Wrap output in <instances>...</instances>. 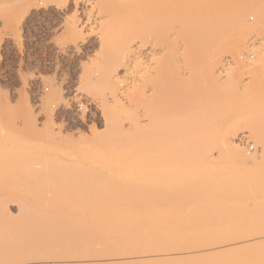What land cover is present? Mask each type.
I'll list each match as a JSON object with an SVG mask.
<instances>
[{
	"label": "bare ground",
	"instance_id": "bare-ground-1",
	"mask_svg": "<svg viewBox=\"0 0 264 264\" xmlns=\"http://www.w3.org/2000/svg\"><path fill=\"white\" fill-rule=\"evenodd\" d=\"M160 1L0 0L14 44L39 4L61 17L52 44L75 64L71 78L38 79L37 113L0 106V264H163L169 255H199L196 243L213 250L263 242L252 225L235 236L231 226L178 230L161 209L169 203L168 173L194 170L205 179L220 169L204 150L210 145L226 149L234 171L250 179L264 172V50L254 57L243 48L247 67H234L230 54L257 41L264 47V13L254 22L228 18L231 12L218 18L223 8L212 6L201 18L198 6L200 18H169ZM91 115L102 127L90 134L74 132L65 119L87 124ZM242 140L253 141L255 152L240 147ZM249 160L256 167L235 168ZM244 177L220 178L208 204L218 205L220 191L241 193ZM260 185L263 191L264 175ZM231 201L221 206L225 213L250 208ZM173 245L178 251L169 253ZM248 248L229 251L221 264L243 259ZM198 264L213 263L203 255Z\"/></svg>",
	"mask_w": 264,
	"mask_h": 264
},
{
	"label": "rangeland",
	"instance_id": "rangeland-1",
	"mask_svg": "<svg viewBox=\"0 0 264 264\" xmlns=\"http://www.w3.org/2000/svg\"><path fill=\"white\" fill-rule=\"evenodd\" d=\"M174 2L176 3L174 4ZM178 2L181 3V5ZM186 2L188 3V5L190 3L193 4L194 2H195L194 4L197 3V5L194 6L190 4V6H188ZM206 2L208 3L210 2V4H206ZM214 2H217V3L215 4ZM160 3H159V5H161L160 7L162 8L163 6L162 9L169 10L170 12L169 18H174V17L175 18H180V17L185 18V16H187L186 18H200V17L205 18L206 17L205 15L208 14L209 9L211 11L209 12L212 13L213 8H215V6H216L215 11L217 8L219 9L223 8L221 9L223 12L220 10L216 11V12L220 11L219 16H218V13L217 15L215 14L216 17L218 18H222L223 16H224L223 18H227V16L231 12L230 14L231 16L229 15L228 18H231L234 16L236 17L241 16V18H245L246 20L248 19L249 22L251 21L254 22L256 21L258 17H260V15L262 16V14L264 13L263 11L264 10V0H215V1L214 0H210V1L209 0L208 1H205V0H188V1L176 0L175 1L173 0V2L172 0H167V1L161 0ZM182 4L184 5L183 7H182ZM200 4L202 5L200 6ZM177 5H180L181 7L178 6L177 8ZM206 5L207 7L209 5L210 6L207 8ZM187 6L189 9L191 7L192 10L194 8L197 9L194 15L196 17L193 16V12H195V9L193 10V12L190 9V13H187L189 12ZM198 6L200 7L199 9L201 8L202 9L199 10ZM39 7H40L39 12L36 14L34 13L35 15L32 18H28L27 24H25V26L23 24L19 25L17 34H16V37H18L17 44H14L12 39L10 41V39H8L5 36L4 30H6V25L3 23L4 18H0L1 20L0 21V103H1L0 106L3 109H5L7 112L10 111V108L12 110L16 109L15 108L16 106L19 109V110L18 109L16 110H18L19 112L21 111L20 112L21 114L23 113V111L27 109V107L28 109L32 108L35 111V113H37L38 109L36 105L35 94L39 87L38 79L40 80V78L42 77L46 79L47 78L53 79V78H59V77L71 78L75 73V69H74L75 64L73 63L74 59L65 58L59 55L55 51L53 44H52L54 40L52 38L56 36L55 31L57 28L59 18L61 17H59L53 11H51L52 12L51 13L50 11L48 12V10L47 11L44 10V7L42 4H39ZM204 7L206 8L204 9ZM6 8L7 7L1 8L0 12ZM41 9H43V11ZM183 10L184 11L187 10V11L184 12ZM198 10L200 11L201 14L204 12L203 10H205L204 13L206 12L207 13L205 15H203L204 13L200 15ZM253 12H257V13H253ZM67 13L68 15H71L70 11H67ZM173 13H175V15H173ZM176 13L178 14V16H176ZM185 13L189 14V16L185 15ZM197 14L200 15V17H198ZM21 26H24V27L22 28ZM257 42H253V44L249 43L250 45L249 44L243 45L238 50L240 53H237V50L234 51L235 53L232 52L231 50L230 54L233 56L234 55L236 56V57L234 56L235 57L234 61L236 63L233 60L229 63L233 64L234 62L235 64V65L233 64L234 67L240 66V64H241L240 67L244 65L247 67L246 64H248V62H244L242 58H240V56L243 52L248 51V49L249 51L252 52V54L253 52L254 53L258 52L257 54H253L254 57L255 55L259 56L260 54L259 50H261L260 57H262L264 53V52L262 53V50H264L262 48L264 47L260 45L261 47L259 48L257 45ZM254 44L256 48L254 47ZM243 48L246 51H244ZM257 48H258V51H256ZM260 57H257V58L259 59ZM239 59L241 61H239ZM257 64L258 63H255V64L249 63V66L251 65L253 67V66H256ZM230 66L233 67L232 65ZM3 101L6 105L3 104ZM240 105H241V102L239 101L235 103V106H240ZM3 109H2V112H3ZM6 111H5V114H6ZM59 117L62 120H60L58 116H57V121L55 119L54 120L58 123H61L65 116L63 117L59 116ZM92 117H93L92 115L88 117L89 118V120H87L88 126H86L87 124H80V123H78L77 125V121L75 118L68 119L67 116L65 117V119L67 118L68 122L65 119L64 121H66L69 124H72L69 127L71 128L76 127V128H73L75 129V131L73 129H71V131L76 132V129L78 128L77 129L78 132L79 130L82 132V129H83L84 133L90 134L91 126L92 127L94 126L96 128H100L101 126L100 125L101 122L97 120V117H93V118ZM73 120H75L76 122ZM66 122H62V123L66 124ZM98 122H100V124ZM96 125H98L99 127ZM238 142L240 144V147L246 148L247 150L251 152H255V150L257 149V146L253 141L248 142L246 140H242ZM10 149L11 150H8V149L5 150V151H8L6 152L7 154L8 153L10 154V151L11 153L17 152L16 149H15L16 151L12 150V148ZM204 150L208 154L213 153L214 163H216L217 166L220 165V169L219 168L216 169V170L219 169L218 171H216L218 173L215 172L213 176H205L206 177L205 179L201 178V176L203 175L195 174L194 170L192 171L187 170L185 174L184 172H182L183 174H181V172L174 173V171L172 173H168L166 175V179L168 180V183L166 185V190H167V195H169V203L167 206L161 209V216L167 217V219L169 220V223H168L169 226L175 227L178 230H186L190 228L202 229V228L211 227V226H225L226 228H229V229L233 228L234 230L232 229L233 231L232 236H235L238 230L240 231L246 225H252L255 227L256 231H259L261 234H264V190L263 191L261 190L262 189L261 185H260L261 188L258 187L259 180L261 179V177H263L264 172H262L263 175L261 173L258 175L259 177L261 175L260 178L257 175H252V179H253L252 180L249 177H247L246 174L244 175L241 173L243 171L242 170L243 168L245 170L246 169L248 170V169H253L254 167H256L254 162L249 160V162L247 161L244 164H240L243 167H241L238 164L237 166H235V168L236 169L238 168V170L240 169L242 171L241 172L234 171V169H231V167L227 165L228 160L227 158L224 157V154H223L226 151V149H224L222 146L210 145ZM222 166L223 168L224 167L225 168L223 169ZM227 169L229 170L227 171ZM235 172L236 174L234 175ZM197 175H199V177ZM244 176L248 178V181L250 179V181L247 182V178ZM236 177L246 178V181L237 182L238 185H243L241 193L236 194V192H234L233 190L232 191L226 190V192L220 191L218 193L219 194L218 197H220V199L218 198V202H219L218 205H216V207L210 206L207 202L208 196L206 195V193L208 194V192H211V190L214 189L216 185L218 186L220 183L224 184L223 182L225 181V179L226 181H228L230 178L231 180L233 179V181L238 180L236 179ZM198 178L201 180H199ZM220 178L221 179L224 178L223 179L224 181L221 182ZM216 183H219V184H216ZM193 187H194V190H193ZM247 189L252 190V192L251 191L248 192ZM260 191H262L263 193H261ZM224 200L226 202L228 201L230 202L231 200L235 202L239 200L242 202V204H247L248 206H250V208L247 211H241L238 213H231V212L225 213V209L221 207L226 204ZM261 202H263L262 205H260ZM219 204H220V207H219ZM229 226H231L232 228ZM230 236L231 235H229L228 237ZM197 245L199 246V249H200L199 255L191 258L187 254L182 252L180 254V257L175 258V259L172 258L173 256L169 255L168 258L166 259L167 261H165L166 263H163V264H198V262L200 261L203 255H206L209 259H211L213 264H221L220 260L224 258L228 254L229 251L240 249L242 245L243 247L249 246V248L247 249L248 251L246 252L247 256L243 257V259L240 258V260L239 259L237 261L235 260L234 263L231 262L229 264H235V263L244 264V261H245L244 258H248V257L250 259L261 257L264 261V254L261 251V250L264 251V240L261 243H253V245L248 244V242L223 244L222 246L217 247L213 250L205 249L201 244H198V243H196L194 247H198ZM176 248L177 246L173 245L171 249L169 250V253L178 251V250H175ZM258 249L261 251L260 253L257 252ZM259 254H263V255L259 256ZM145 262L147 264L152 263L151 260L150 261L145 260ZM142 263L144 264V262Z\"/></svg>",
	"mask_w": 264,
	"mask_h": 264
}]
</instances>
